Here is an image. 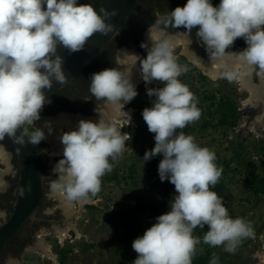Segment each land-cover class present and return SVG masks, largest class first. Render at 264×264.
Wrapping results in <instances>:
<instances>
[{
    "label": "clouds",
    "instance_id": "1",
    "mask_svg": "<svg viewBox=\"0 0 264 264\" xmlns=\"http://www.w3.org/2000/svg\"><path fill=\"white\" fill-rule=\"evenodd\" d=\"M114 14V13H113ZM183 27L167 38L163 28ZM210 58L232 56L237 65L264 70V0H187L181 7L158 16L147 26L140 47L142 57L126 48L117 49L118 67L104 68L90 74L89 92L105 102L111 110L107 118L96 111L95 121L80 119L73 129L60 131L62 158L51 169L55 179L50 190L68 200H86L101 190V178L111 171L115 160L127 147L131 137L122 132L132 121L125 105L137 95L134 73L146 85L151 107L141 116L155 141L143 155L144 162L162 156L157 167L161 182L174 185L175 193L168 211L154 218L144 233L132 241L137 253L131 264H192L200 239L193 235L197 227L205 228L203 242L234 253L242 239L253 237L251 223L230 215L223 199L211 190L221 174L215 152L196 142L182 129L200 118L201 110L189 87L180 76L184 69L174 55L172 36L192 44V29ZM113 30L109 13H98L90 4L78 0H0V140L6 136L25 146L39 145L54 133L51 121L41 120V112L51 103L46 90L53 81L63 83L64 57L81 51L94 33ZM247 45L233 52L229 49L237 38ZM153 81L163 87H147ZM28 125L34 130L29 132ZM46 130V131H45ZM0 191L6 190L4 175L12 172L10 154L0 144ZM0 215H4L0 212ZM253 258L264 264V249ZM213 253L209 264H218ZM6 264H17L8 258Z\"/></svg>",
    "mask_w": 264,
    "mask_h": 264
},
{
    "label": "rangeland",
    "instance_id": "2",
    "mask_svg": "<svg viewBox=\"0 0 264 264\" xmlns=\"http://www.w3.org/2000/svg\"><path fill=\"white\" fill-rule=\"evenodd\" d=\"M184 68L185 74L181 80L194 94L201 115L182 131L193 135L197 143L215 152V162L222 168L224 183V188L218 196L223 199L230 215L245 218L251 223L254 231L253 237L241 240L234 253H227L222 247H211L203 242L204 233L207 231L205 226L201 228V234L193 232V235L200 239L196 247L208 254L205 264H209L213 253L219 257L218 264H257L253 254L263 245L261 237L264 236V196H253L247 187L252 177H264V132L258 137L241 126L240 121L244 113L242 101L248 98L249 94L241 88L236 76L231 77L226 71L213 78L209 71H204L206 77L200 79L196 69L190 70L187 66ZM261 71L255 77L250 76L251 84L255 87H261L264 83V70ZM141 85L137 87L138 95L129 105L134 110L133 124L122 129V132L130 133L131 137L122 153L115 160L110 159L112 168L101 178L99 193L90 196L80 206L77 200H69L74 206L72 212L66 214L60 198L52 194L50 182L47 184L48 199L55 200V208L60 209L57 210L60 222L51 223L49 228L39 231L40 241L49 247L51 256H43L37 242H34L17 256L6 251L0 257V264H6L10 257L15 258L17 264H131L136 258L137 253L131 247L132 241L151 226L157 215L148 213L127 217L124 212L138 203L153 200L164 201L166 212L175 193L174 186L164 192L167 180L161 182L158 174H148L144 170L143 155L146 150L154 147L155 141L154 134L148 131L141 112L145 107H151L150 101L154 97L149 98L146 87ZM205 93H213L216 98L227 96L233 101L240 113L237 126L200 130L203 122L213 119L211 113L215 110L214 103L210 98H206L208 95ZM104 108L105 102L97 111ZM70 114L74 116L80 113L59 111L41 118L55 119L57 116ZM27 127L34 130L31 125ZM41 144L40 153L48 171H51L62 156H51L54 148L48 140L45 139ZM2 167L4 165H0V168ZM131 168H134L135 173L129 176ZM113 174H117L115 178ZM3 179L6 181L5 176ZM4 219L5 215H0V222ZM60 231L65 232L64 240L58 237ZM126 233L130 236L122 245L120 240L124 239Z\"/></svg>",
    "mask_w": 264,
    "mask_h": 264
},
{
    "label": "flooded vegetation",
    "instance_id": "3",
    "mask_svg": "<svg viewBox=\"0 0 264 264\" xmlns=\"http://www.w3.org/2000/svg\"><path fill=\"white\" fill-rule=\"evenodd\" d=\"M84 0H78V3L82 4ZM187 0H157V12L159 16L162 14L171 11L177 6L183 7L186 4ZM151 3V5H150ZM214 6V5H213ZM132 17L131 23L126 27V33L120 38L122 41L121 45L114 50V45H117V40L115 38L111 41L113 44L112 48L108 50V54L103 56L100 66L104 68L108 67H118L115 61V57L117 54V49L119 48H126L130 51H135L140 56L145 55L144 49L140 47L142 41L145 40V33L147 26L152 24L156 19L152 12V0H139L136 7L133 9L131 14L129 15L128 19ZM163 28V25H161ZM123 28V27H122ZM196 28L192 29V37L191 40L193 41L192 44H188L185 38H179L176 36H172V43L174 45V55L176 57L177 63L182 66L185 70L184 66H187L192 70L193 68L196 69L197 73L206 77L204 75V71H209L213 68L214 59L208 57V54L205 50V47L200 43L199 39L196 37ZM178 31H184L183 27L179 29H175L171 26L163 28V35L167 38L171 34L177 33ZM176 39H180L181 41L176 44ZM115 45V46H116ZM244 39L237 38L234 41V44L226 51H234V50H242L246 47ZM104 51V50H103ZM102 51V52H103ZM101 54V53H100ZM99 54V55H100ZM98 55V56H99ZM228 56V55H227ZM193 58V60L190 59ZM208 66L210 69H208ZM86 69V68H85ZM85 69L78 75L81 76V80L77 83L75 88L72 87V82L70 86H68V91L66 93H59V91L55 92L54 94L49 96L51 103L46 104L43 108L44 111L49 112L48 110H57L53 114H49L45 112H41V116H49L54 115L55 113L59 112L60 109H76L79 110L82 115H91L93 111L98 110L100 106L103 104L104 101L98 100L91 95L89 92V84L90 79L89 76L92 71L84 72ZM201 69V70H200ZM208 69V70H207ZM84 72V74H83ZM221 72H226V70H220ZM262 72L260 69L255 68L252 69L251 75L252 77L258 75ZM183 71L180 79H183ZM189 74V72H188ZM144 87V85H141ZM106 107V106H105ZM64 111V110H61ZM73 113V111H70ZM97 114L93 117H96ZM0 144H2L7 152L10 154V163L12 165V172L4 175L7 188L6 190L0 191V212H3L5 218L10 213V206L12 205L15 194H16V186H17V179H18V162L16 159L15 151L12 147L11 141L9 137H5L3 140H0ZM41 143L36 145V149L39 156V164L40 168L43 173V192L41 201L39 203V207L36 213L35 221H27L19 231L10 239L7 245L2 250L0 257L6 252L9 251L10 253L14 254L16 251L20 250V253L26 248L32 245L34 242H37V246L39 244L41 234L39 231L42 229H47L51 225V223H59L60 218L58 215V211L60 209L55 208V200L50 201L47 197V184L54 180L55 174L51 171H48V166L45 165L43 161V157L40 153L41 151ZM54 196L56 194L52 193ZM68 214V213H66Z\"/></svg>",
    "mask_w": 264,
    "mask_h": 264
},
{
    "label": "water",
    "instance_id": "4",
    "mask_svg": "<svg viewBox=\"0 0 264 264\" xmlns=\"http://www.w3.org/2000/svg\"><path fill=\"white\" fill-rule=\"evenodd\" d=\"M138 2L139 0L99 1L96 10L99 13L103 9L109 13L113 30L107 34L94 33L81 51L72 53L71 55L62 46H58V54L63 56L65 60L63 70L66 80L63 83L53 81V87L51 90H46V95L50 96L64 87L70 86L75 77L89 66L117 36ZM152 12L155 19H157L159 16L157 12V0H152ZM96 114L98 113L93 111L91 115L77 114L76 116L89 118ZM9 139L18 162V179L15 199L10 206V213L0 222V254L10 239L27 221H35L43 192L44 177L40 168L36 146L31 144L21 146L14 143L11 138Z\"/></svg>",
    "mask_w": 264,
    "mask_h": 264
},
{
    "label": "trees",
    "instance_id": "5",
    "mask_svg": "<svg viewBox=\"0 0 264 264\" xmlns=\"http://www.w3.org/2000/svg\"><path fill=\"white\" fill-rule=\"evenodd\" d=\"M100 0H84L82 2V4L87 3L92 5L95 9H97L98 4H99ZM212 4L215 6L219 3V0H211ZM151 5V3H150ZM132 17L127 19L126 22L123 25V28L119 31V33L117 34V36L115 37V40H117V45H114V50L116 48H118L122 41L120 38L123 37V35L126 33V27L131 23L132 21ZM113 42V41H112ZM112 42H110L104 49L103 52H101V54L92 61V63L86 67L85 69V73L86 72H98L100 70H102L103 68L100 66V62L103 58V56H105L106 54H108V50H110V48H112ZM83 72V74H84ZM200 79H205L204 76L200 75ZM81 80V76H76L75 79L72 81V87L75 88V86L77 85V83ZM68 87H64L63 89L59 90V93H66L68 91L67 89ZM206 95H208V97L206 96V98H210V100H212V102L214 103V108L215 110L211 113V116L213 117V119H208L207 121L203 122L201 124L200 130H204L207 128H212V127H219V128H234L235 126H237V123L240 119V113L237 110V106L233 103V101H231L227 96H218L217 98L214 97V94H208L205 93ZM51 97V95H50ZM45 108V107H44ZM64 110L66 112H80L79 110L76 109H60ZM49 112L44 111V109L42 110V112L49 113V114H53L54 112H56L57 110H48ZM213 120V121H211ZM29 132L33 131L31 130L30 127H28ZM140 155H142V153H140ZM160 159H162V156L157 155L156 157L152 158L151 160L145 162L144 165V170L148 173V174H152V175H157V167H158V163L160 161ZM135 173L134 168H131L129 170V176ZM117 174H113V177L115 178ZM174 185H172L171 183H169L168 181L166 182V185L164 186V192H167L168 189L172 188ZM211 190L216 192L218 195L221 193V191L224 188V183H223V178L222 176H220L218 182L214 185V186H210ZM248 190L249 192L253 195V196H264V177L263 176H255L252 177V179L250 181H248ZM93 197V196H92ZM165 203L162 200H153V201H148V202H141L138 203L136 206L127 209L124 212V215L127 217H131L133 215L136 214H148V213H153L155 215H160L165 213V209H164ZM194 233L197 234H201V228L197 227L194 229L193 231ZM130 236V234L126 233L125 237L123 240L121 241V244L123 245L126 241L127 238ZM20 250L16 251V253H14V255H19ZM208 259V254L206 253V251L199 249L196 247V252L192 258V264H205L206 260Z\"/></svg>",
    "mask_w": 264,
    "mask_h": 264
},
{
    "label": "bare ground",
    "instance_id": "6",
    "mask_svg": "<svg viewBox=\"0 0 264 264\" xmlns=\"http://www.w3.org/2000/svg\"><path fill=\"white\" fill-rule=\"evenodd\" d=\"M162 38L166 37L163 35ZM180 41V39H176V44ZM190 59L193 60V58L191 57ZM220 70H226L231 77L236 76L241 88L248 92V98L242 101V110L244 111V113L240 124L245 130H248L255 136L259 137L264 132V83L263 85H261V87L253 86L250 81L252 69H249L248 67L242 65L238 66L237 62L232 56H223L214 59L213 68L210 70V75L213 78L217 77L220 74ZM133 82L134 84H136V87L141 84L146 87L145 83L140 79L138 73H134ZM147 87H163V82L153 81L151 84H148ZM129 105L130 103L125 105V111H129L132 117L134 110ZM102 112L105 118L111 115V110L107 106L102 110ZM98 118V114L96 117L89 118H83L76 115H60L55 119L41 118V120L36 123L38 126L43 124L44 121H51L53 123L54 133L51 136H47L46 140H48L54 148L51 151V156L60 157L62 156V145L59 142L60 131H68L70 129H73L80 119L95 121ZM132 124L133 118L128 127H130ZM56 195L60 198L62 207L64 208L66 213H71L74 204L65 197L59 194ZM84 201L85 200H77V203L80 206L84 203ZM58 237L59 239L64 240L63 237H66L65 232H58ZM261 241L263 244L261 249H264V236L261 237ZM38 247L43 256H51L49 247L47 245H44L41 241H39Z\"/></svg>",
    "mask_w": 264,
    "mask_h": 264
}]
</instances>
